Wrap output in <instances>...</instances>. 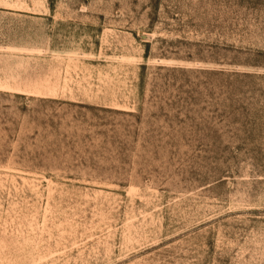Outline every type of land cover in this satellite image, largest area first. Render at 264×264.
Returning <instances> with one entry per match:
<instances>
[{
    "label": "rangeland",
    "instance_id": "1",
    "mask_svg": "<svg viewBox=\"0 0 264 264\" xmlns=\"http://www.w3.org/2000/svg\"><path fill=\"white\" fill-rule=\"evenodd\" d=\"M0 264H264V0H0Z\"/></svg>",
    "mask_w": 264,
    "mask_h": 264
}]
</instances>
